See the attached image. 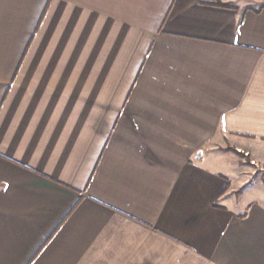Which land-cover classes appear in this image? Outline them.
I'll return each mask as SVG.
<instances>
[{"label":"crops","instance_id":"1","mask_svg":"<svg viewBox=\"0 0 264 264\" xmlns=\"http://www.w3.org/2000/svg\"><path fill=\"white\" fill-rule=\"evenodd\" d=\"M230 146L264 0H0V264H264Z\"/></svg>","mask_w":264,"mask_h":264},{"label":"rangeland","instance_id":"2","mask_svg":"<svg viewBox=\"0 0 264 264\" xmlns=\"http://www.w3.org/2000/svg\"><path fill=\"white\" fill-rule=\"evenodd\" d=\"M231 151L236 153L234 155V163L241 172L240 177L245 182V186L256 190L254 193H249L246 198H263L264 197V146L257 151L249 148H237V146H230ZM238 160V161H237Z\"/></svg>","mask_w":264,"mask_h":264},{"label":"water","instance_id":"3","mask_svg":"<svg viewBox=\"0 0 264 264\" xmlns=\"http://www.w3.org/2000/svg\"><path fill=\"white\" fill-rule=\"evenodd\" d=\"M202 155H203V152L200 150L198 153V157L200 158V157H202Z\"/></svg>","mask_w":264,"mask_h":264}]
</instances>
